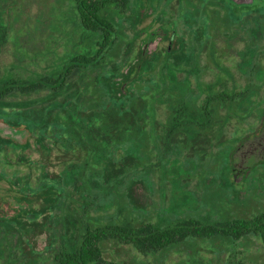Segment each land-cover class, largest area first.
<instances>
[{
  "label": "rangeland",
  "instance_id": "obj_1",
  "mask_svg": "<svg viewBox=\"0 0 264 264\" xmlns=\"http://www.w3.org/2000/svg\"><path fill=\"white\" fill-rule=\"evenodd\" d=\"M177 1L131 0L126 14L108 16L116 30L109 55L111 67L119 74L117 98L138 78L142 64L154 61L152 54L172 52L180 45L190 60L189 73L193 69L187 81L191 103L196 97L193 93L200 103L219 93L245 92L244 98L229 105L233 116H222L227 113L222 108L213 119H198L205 124L211 121L202 129L191 126L171 137L151 134L110 140L109 149L92 155L94 185L79 189V218L66 215L44 220L47 237L30 233L29 222H19L23 237L31 248L36 247L34 264H55L59 249L68 247V239L86 229L137 230L184 220L225 224L251 220L264 212V160L258 154L264 142V0H255L251 8L202 3L187 9ZM39 13L47 23L34 28ZM0 25L6 28L0 38V82L36 81L54 69L61 70L70 58L66 52L87 35L79 26L73 0H0ZM113 72L99 70L84 84L89 91L94 88L103 94ZM186 75L176 74L181 80ZM171 86L177 91L181 84L174 81ZM165 117L166 108L161 105L157 118L164 121ZM105 159L111 164L106 180ZM234 168L245 174L243 183L229 178ZM101 247L106 261L121 264H264L262 241L250 237L241 242L190 238L149 255L115 243Z\"/></svg>",
  "mask_w": 264,
  "mask_h": 264
},
{
  "label": "trees",
  "instance_id": "obj_2",
  "mask_svg": "<svg viewBox=\"0 0 264 264\" xmlns=\"http://www.w3.org/2000/svg\"><path fill=\"white\" fill-rule=\"evenodd\" d=\"M81 29L87 33L81 36L67 53L70 58L61 70L54 69L36 81L8 80L0 82V102L23 101L29 92H40L48 89L46 95H38L35 100L63 101L66 116L60 124H54V130L60 128L64 134L69 133L70 143H75L73 133L80 135L77 144H70L67 150L79 148V167L77 172H65L67 180L79 181V189L84 184L94 185L95 169L89 172L88 164L94 160L92 156L100 149H109L110 140H121L126 136L139 137L158 134L161 137L181 135L191 126L202 129L208 123H200L198 119H213L221 115L222 108L227 113L222 116H233L229 105L236 99L244 98L245 92L229 95L219 93L217 96L207 97L201 103L199 96L193 93L192 103L187 99L190 88L187 81L192 76L188 66L190 60L184 56V46L180 45L175 51L156 54L153 62L143 64L140 75L130 83L127 92L117 98L115 83L119 76L115 68L111 67L109 55L115 41L113 40V14L124 15L131 6V0H73ZM178 0L177 4L184 8H198L200 4L223 6L234 5L241 8H251V5H241L233 0ZM255 1V0H254ZM208 7V6H207ZM6 28L0 25V38L4 36ZM93 40L94 41L91 42ZM200 39H198L199 41ZM198 47V45H195ZM0 50V54H1ZM110 68L113 75L105 85L101 94L84 84L87 77ZM178 72L186 73V77L177 79ZM179 82V90H173L171 84ZM185 85V86H183ZM84 90L81 91L80 87ZM91 86V84H90ZM194 92V90L192 89ZM165 106L166 117L162 121L157 118L160 106ZM51 125L48 124V127ZM104 180L111 173L110 161L104 160L102 170ZM72 176H75L74 178ZM78 189V192H79ZM80 194V192H79ZM88 194L86 198H89ZM88 208H84V215ZM82 212V214H83ZM66 216V215H65ZM64 216V217H65ZM79 215L77 218H79ZM59 218V217H58ZM22 223V222H21ZM19 222L0 221V264H23L37 260V251L30 247L31 243L21 234ZM37 224V223H36ZM36 226H44L37 224ZM26 227V226H25ZM30 233L32 229L26 228ZM44 230L46 228L44 227ZM230 238L241 242L245 238L260 239L264 246V212L251 220H236L229 223H202L197 220H184L172 226L154 227L146 225L137 230L121 227H104L86 229L83 233H76V237L68 239V247H61L54 258L55 264H121L106 261L103 258V243H115L133 247L138 253L149 255L158 254L176 244H182L190 238L210 240L214 238ZM73 240V245L70 243ZM25 264V263H24Z\"/></svg>",
  "mask_w": 264,
  "mask_h": 264
},
{
  "label": "flooded vegetation",
  "instance_id": "obj_3",
  "mask_svg": "<svg viewBox=\"0 0 264 264\" xmlns=\"http://www.w3.org/2000/svg\"><path fill=\"white\" fill-rule=\"evenodd\" d=\"M40 13L34 20V28L47 23ZM32 41V45L36 46L34 39ZM143 49L146 51V46ZM48 91H31L23 101L0 102V125L11 127L14 136L8 138L0 134V221H27L31 233H45L46 237L44 226L32 227L31 224L34 226L65 215H76L74 218H77L80 215L77 198L81 184L79 181L70 183L65 174L72 172L74 175L79 167V148L76 151L67 150V146L76 145L80 135L73 133L72 141L75 140V143H70L69 133L64 134L60 128L54 130V124L62 122L68 107L65 109L67 103L61 100H35L38 95H46ZM48 124L51 126L48 127ZM3 130L7 131V128ZM261 144L263 149L258 154L264 160V142ZM92 167L91 161L88 164L89 172H92ZM229 178L239 184L245 181V174L234 168ZM48 197L51 199L48 200ZM33 249L36 247L33 246Z\"/></svg>",
  "mask_w": 264,
  "mask_h": 264
},
{
  "label": "water",
  "instance_id": "obj_4",
  "mask_svg": "<svg viewBox=\"0 0 264 264\" xmlns=\"http://www.w3.org/2000/svg\"><path fill=\"white\" fill-rule=\"evenodd\" d=\"M233 1L235 3L241 4V5H251L254 2V0H233ZM154 49H157V47H154ZM150 53H152V52H150ZM0 127H2V130L0 131V134H3L4 137L14 138V136L11 134V131H10V130H13L11 127L6 126V125H0ZM4 128H5V130L7 128V131H4L3 130ZM2 131H4V132H2Z\"/></svg>",
  "mask_w": 264,
  "mask_h": 264
}]
</instances>
